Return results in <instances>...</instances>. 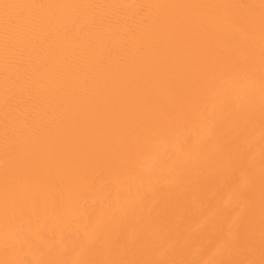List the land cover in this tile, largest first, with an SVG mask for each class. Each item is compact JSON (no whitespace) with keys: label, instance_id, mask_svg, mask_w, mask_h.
<instances>
[{"label":"bare ground","instance_id":"1","mask_svg":"<svg viewBox=\"0 0 264 264\" xmlns=\"http://www.w3.org/2000/svg\"><path fill=\"white\" fill-rule=\"evenodd\" d=\"M0 264H264V0H0Z\"/></svg>","mask_w":264,"mask_h":264}]
</instances>
